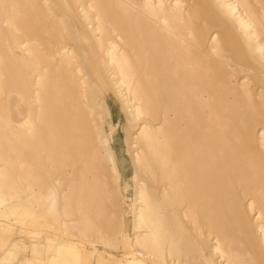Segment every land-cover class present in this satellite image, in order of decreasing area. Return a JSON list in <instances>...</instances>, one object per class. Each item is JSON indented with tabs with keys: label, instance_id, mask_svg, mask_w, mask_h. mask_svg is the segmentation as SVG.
<instances>
[{
	"label": "bare ground",
	"instance_id": "1",
	"mask_svg": "<svg viewBox=\"0 0 264 264\" xmlns=\"http://www.w3.org/2000/svg\"><path fill=\"white\" fill-rule=\"evenodd\" d=\"M183 1L199 17L212 20L218 26H222L221 21L215 19L212 9L206 7L202 0ZM217 1L218 4H225L223 0ZM15 2L16 0H0V77L2 78V71H6L9 76V88H5L4 92L0 88V134H3L2 138L6 142L15 143L10 156H16L14 158L18 160V166L24 172L20 173L21 178L18 179L22 182H17L13 173L15 165L13 162L7 163L9 170L7 173L2 172L3 167L0 168V211L7 212L19 206L37 208L42 201H45L47 211L52 214L56 212L59 197L63 196L64 217L72 218L75 209L73 206L77 208L78 214L76 220L64 223L66 229L75 223L81 228L80 231L90 230L94 227V222L87 215V210L90 201L99 199L101 195L96 188L97 167L100 162L101 167L104 169L107 167L110 174V179L107 175L104 178V196L109 204H114L113 207L120 208L124 215L126 214L125 219L122 220V234L112 238V241L115 240L117 243L122 239L130 242V234L127 235L125 232H129L133 225L132 213L138 211L139 223H147L142 213L149 209L148 198L163 195L165 200L155 201L158 215H155L152 222L157 228L176 225V231L168 233L170 241L168 243L171 244L169 247L177 260L184 257L189 259L187 262H196L199 259L193 253L196 250L197 255L204 261L202 264H216L213 259L216 254L225 259L226 264H252L253 260H246L243 254L234 252L230 246L224 250L222 245L225 246L227 238H221V235L216 238L213 236L215 238L213 241L216 242L215 246H212L210 255L200 250L199 245L194 241H191L192 249L188 245L179 247L178 243L183 238V233H187L186 228L182 222L172 221L164 213L167 209L166 202H170L171 199L178 200L184 207L183 217L196 224V215L200 213L204 221L210 220L211 227L216 229L219 223H222V217L217 216L222 210L220 202L224 203L227 197L232 195L235 180L240 184L254 181V190L260 192L264 198V141L260 143V140L254 139L253 145L246 146L244 143V146L238 149L239 137L233 136L237 125L228 120L211 124L208 119L209 110L213 106L211 101H220L224 110L233 112L243 131H248L249 124L256 118L264 126V95L262 105L254 103L252 98H242L238 94V88L233 87L235 81L230 76H220L215 70L221 65L233 68L234 64L239 63L233 58L224 57L221 53L217 55V50L214 48L203 50L196 46L199 53L193 52L194 45L191 42L193 32L187 27L179 26V16L172 5L166 6L162 1L155 4L147 0H107L126 17L125 20L118 18L116 23H120L127 37L132 38L137 32L134 31L142 27L144 33L154 34L160 39V43H166L174 50L168 56L160 55L156 50L160 44L150 41L148 45H151L152 50L156 52V57L151 60L153 51L146 48H140L138 51L136 48L133 49L134 54L130 57L133 62L138 63L137 67H134V71L130 73L128 70H120L119 74L121 79L123 76L128 80L130 78L128 87L123 84L126 83L124 80L116 81L113 78L114 72L111 74L109 71L108 77L106 69V80L114 89H117L119 84L125 87V94L119 98L126 97L127 92L130 93L133 102L139 103L140 112L148 110L152 112L154 108H150V105L159 106L163 97L168 99L164 107H157L159 110H155V114L151 115V118L160 122L161 126L156 128L150 125L151 130L145 132L147 136L132 134L127 109L113 96H108L106 85L98 82L91 71L92 64H87L88 60L92 63L93 57L91 60L85 47L76 55L71 48L57 42V35H50L46 43L31 39L21 43L14 38L15 19L18 13ZM206 2L211 4L210 0ZM260 2L263 5H259L258 10L241 8L240 4L227 6L234 27L237 29L242 51L248 55L250 61L254 62L259 60L258 57L264 59V39L256 46L253 44L254 35L257 32L259 34L264 32V0ZM84 6L86 7V4ZM112 10L107 11L112 13ZM104 11L107 13L106 10ZM164 12L165 15L172 17V24L163 15ZM258 12L260 17L257 16ZM64 13L65 16L58 21L61 32L72 29L79 42L84 45L85 42L80 34L88 35V33L80 23V19L68 8H65ZM114 16L116 17L115 14ZM50 27L51 30L55 29L54 24ZM224 33L225 30H222L220 35ZM167 34L175 39L179 38L180 44H185V52L190 54L189 62L185 64L180 62L177 47ZM34 36L37 34H33ZM88 37L90 39V35ZM44 45H47V51L43 49ZM18 47L24 50L26 48L30 55L35 56L40 68L27 70L25 62L20 56L17 57L18 54L16 55ZM105 52L110 56L109 50ZM171 55L174 62L170 66L172 61L170 63L168 61ZM76 56L83 61L76 60ZM121 57L123 58V55ZM113 60L115 61V58L110 59ZM152 62L155 67L152 66ZM73 63L77 66L72 67ZM178 64L183 67L180 68L181 70L176 69ZM26 75L30 76L28 81ZM214 116L218 118L217 114H213ZM89 126H92L93 133L89 130ZM215 126L230 129L232 136L227 138L222 131L213 132V128H217ZM35 145L47 151L52 163L56 156L59 158L57 169L47 174L49 183H44L45 181L39 178V174L21 153L22 149L31 151ZM140 146L156 147L155 154L151 151L144 153V159L156 169L157 176L153 180L155 186L148 181L139 183L130 176L133 172V156L138 152L133 150ZM242 191L245 192L246 188H242ZM20 194L26 196L25 200L14 204L11 198ZM72 197H78L80 200L73 203ZM139 203L141 205H137ZM199 234L203 236L201 230ZM100 239L105 238L101 235ZM76 244L83 248L84 244L81 242ZM150 245L151 241H145L146 247ZM130 249H132L131 244Z\"/></svg>",
	"mask_w": 264,
	"mask_h": 264
},
{
	"label": "rangeland",
	"instance_id": "2",
	"mask_svg": "<svg viewBox=\"0 0 264 264\" xmlns=\"http://www.w3.org/2000/svg\"><path fill=\"white\" fill-rule=\"evenodd\" d=\"M31 1L34 2L38 1V2L34 3ZM89 1L90 2L93 1L94 3L92 4V2L90 3ZM147 1L155 4H158L160 1H162L166 6L167 5L173 6V8L176 10L175 13H177V15L179 16V20H178L179 26L181 28L187 27L193 32V37L191 39V42L194 45L192 47L193 52L199 53V49H197L196 46H198L203 50L214 48L217 50V55L221 53L224 57L233 58L234 61H237L239 64H234L235 67L233 68H228L226 65H221L216 67L215 70L220 76L222 77L230 76L231 79L235 81L233 87L238 88V94L242 96V98H252L254 103H256L257 105H262L263 103L262 96L264 95V77H263L264 59H260V57H258L259 60L254 62L249 60L248 55L246 53L244 54V51H242V45L237 36V29L234 27L233 20L231 18L232 15L228 12V8H227L228 5L240 4L241 8H255L256 10H258L260 6L263 5V3L260 2L262 0H239V2H237V0H223L225 4H218L217 0H210L211 4H209L208 2H206V0H202L206 7L212 9L211 11H213L215 15V19L217 21L220 20L222 26H218L217 23L212 20H207L199 17L186 4H184L183 0H147ZM15 4L18 6V13L15 19L16 30H15L14 38H16L18 42L22 43L31 39L39 42L44 41L46 43L50 35H57L58 36L57 42H61L65 44L69 49L71 48V50L74 51V54L76 55H78L80 51L83 49V47H85V49H87L91 57V60L93 57L92 63L88 60L87 64L88 65L92 64L91 71L98 79V82L106 85L108 96L110 97L113 96L115 100L120 102L121 106L127 109V112L129 113V119L131 121L129 125L132 134L139 133L147 136L145 132L151 130V128L149 127L150 125L156 126V128L161 126L160 122L151 118V115L155 114V110H159L161 106L164 107L165 104L168 103L167 97L166 98L163 97L159 106L155 104L156 109L154 107L155 106L154 104L153 106L150 105L151 106L150 108L152 109L154 108L152 112H150L149 110L147 112L146 111L140 112V109L138 107L139 103L133 102L132 95L130 93L127 92L126 97L119 98V96L125 94L124 88L128 87L129 85L128 83L130 81V78L128 80L127 78H125V76H123V78L121 79L119 74H120V70H124V71L128 70V72L130 73L134 71L133 70L134 67H137L138 63L136 61L133 62V60L131 59L132 57H130L134 54L132 53L133 49L135 50L136 48L138 51L140 48L141 49L146 48L149 51H153L151 45H148V43L150 44V41L152 42L154 41L156 44L157 43L160 44V45L157 44L159 45L156 49L158 50L157 52L160 55L165 56L167 54L168 56L171 51H174L173 48H171V46H169L168 44L166 45V43H160V39L157 38V36H155L154 34L148 35L147 33H144V31H142V27L140 28L138 27V29L134 31V33L136 31L137 32L134 34L132 38L127 37L126 33L123 31V29H121L122 27L120 23L119 22L116 23L118 21L117 20L118 18H121V20H125L126 17L122 16V13L114 5H110L109 2H107V0H42V1L16 0ZM85 4L86 7L84 6ZM110 6H112L111 7L112 9L114 8L113 9L114 11L110 8ZM100 7H102V9ZM65 8L71 10V13L75 14V16H77L80 19L79 20L80 23L82 24L88 35H90L91 40L89 39L86 33L80 34L81 39L85 42L84 45L79 42L77 35L72 29H67L61 32V28L59 27L58 21L59 18L65 16L64 13ZM108 9L110 10V12L112 10V13L107 11ZM104 10H106L107 13L109 12L108 15L107 13H105ZM79 11L81 13H79ZM98 11L99 13H97ZM117 13H119L120 15ZM114 14L116 15V17L114 16ZM98 15L99 16L103 15L101 19L99 18L100 20L98 19L99 17ZM163 15L167 17L170 24L173 23L172 17L170 15L167 14L165 15V12ZM257 16L260 17L259 12ZM85 19L87 21H85ZM48 22H51L49 23L51 26L54 24L55 26L54 30H51V27L48 24ZM67 24H69V22H67ZM47 27H49L50 30ZM252 29L254 30V28ZM222 30H225L224 35H220ZM177 32L179 33V30H177ZM33 34L35 35L37 34V36L33 37ZM167 37L172 39L173 44L175 45V47H177L176 51L178 54H180L179 55L180 62H184V64L187 61L189 62L190 54L188 55L187 52H185V44L183 45L180 44L179 38L175 39L173 36L169 34H167ZM145 38L147 40H145ZM133 39L134 40L137 39V40L134 41ZM143 39L145 40V42H142L144 41ZM263 39H264V32H262L261 34L257 32V34L254 35L253 44L256 46L260 43L259 41H262ZM138 40H140V42ZM96 42L99 44H96ZM129 42L133 46H131ZM134 45H137V47ZM139 45H141L142 47ZM46 46L47 45H44L45 48H43L45 51H47ZM159 49L162 51H160ZM164 49L166 50L164 51ZM23 50L24 49H22L21 47H18L16 50V55L18 54L17 57L19 58L20 56L21 60L25 62V66L27 67L25 66L24 67L27 70L31 69L30 71L36 68H40V66L37 65L36 57L30 55L27 52L26 48L24 51ZM105 50H109L110 56L107 55ZM95 55L97 56L95 57ZM122 55L123 58L121 57ZM30 56L32 59L31 58L28 59V57ZM125 57L127 60L125 59ZM155 57H156V52L153 51L151 60H153ZM111 58H115V61L114 60L110 61ZM76 60H78L79 62L83 61L81 58L77 56H76ZM170 61L172 62L170 63ZM168 62L170 63L169 64L170 66L171 64H173L174 60L172 59V55L170 56ZM212 63L215 65L214 62ZM181 64H178L176 69L181 70L183 68L180 67ZM44 66L45 65H43V67ZM75 66L77 65L73 63L72 67ZM108 66H110L109 69ZM152 66H153V62H152ZM155 66L156 65H154L153 67ZM106 69H107V73H106L107 76L109 75V71L111 74L112 72H114L113 78L116 81H118L119 79L124 80L127 83V84L123 83L125 87L122 84L121 85L119 84L117 89H114L106 80V76H105ZM26 77H27L26 81H28V79H30L29 78L30 76L26 75ZM8 80H9V76L7 72L2 71V78L0 77V84H1L0 88L2 89L3 92L5 91V88L6 89L9 88ZM120 99L123 101H120ZM121 102L123 103L121 104ZM211 105L213 106H211L209 110L210 116L208 117L211 124H219L224 120L226 121L228 120L229 122L231 121L235 125H237V129L234 130L233 136L239 137L240 143H238V149L240 147H243L244 143L246 146L253 145L254 139L260 140V143L264 141V126L262 125L260 120L256 118V120L253 123L249 124L248 131L246 130L243 131L242 125L238 121H236V119L233 116V112L224 110L221 106L220 101H211ZM213 114H217L218 118H215V116L213 117ZM215 127L217 128H213V132L222 131V133L227 138H230L232 136V131L230 129L222 128L218 126ZM89 130L92 133L94 132L92 126L91 127L89 126ZM0 136H1L0 137V168L3 167L2 172L7 173L9 171L7 169L8 167L7 163L9 161L13 162L15 164L13 173L14 176L16 177L17 182H19L20 180L18 179L21 178L20 173H23L24 171H22L21 168L18 166V160L14 158L16 156L15 155L10 156V152H12L15 148L14 145L15 143L6 142L4 138H2L4 137L3 134L2 135L0 134ZM33 148L34 149H31V151H29L30 149H27V151L22 149L21 153L27 159L28 163L39 174L40 176L39 178L44 180L45 181L44 183H49L48 181L50 180L47 177L48 176L47 174L53 173L57 169L59 158L58 156H56L55 161L52 163L49 160V156L45 149L41 148L38 145H35ZM133 151L135 152L138 151V152L135 153V156H133V162H132L133 172L132 174H130L131 178L139 181V183L143 181H148L151 185L155 186L156 184H154L153 180L156 179L157 172L153 164L148 163L147 160L144 159V153H146V151L147 152L151 151L152 154H155L156 147L154 146L150 148L148 147L143 148L142 146H140L138 148H135V150ZM98 164H99V166L97 167L98 179L96 182L97 183L96 188L101 195L99 199L90 201L89 208L87 210V215L93 220L94 227L91 228L90 230L83 232L80 231L81 228L79 226L77 227L75 223L73 225H69L67 230L72 238L81 237L83 239V242L81 241V243L84 244L82 246L83 248L85 247V245L94 246L95 248H97L98 253L102 252L101 250L106 246L107 241H109V244L111 243L114 245L117 244L119 246L114 249L113 251L114 253H117L118 255H122L123 252L128 253L127 256L124 257L126 259L124 261L125 262L124 264H202L204 262L203 259L200 258L199 255H197L198 253H196V250L193 251L195 256L199 258L198 260H196V262L194 263L187 262L189 261V259H186L184 257H180L179 260H177L178 258L175 257V254L172 253L171 247H169V245L171 244L168 243L170 242L168 240V233H174L176 231L175 228L176 225L169 227L160 226V228H157V226L152 222L155 215H158V212H156L157 206L155 201H159L163 199L165 200V197H163V195L148 198V200L150 201L149 209L144 210L142 213L147 223L144 224L139 223L138 211L132 213L131 216L134 219L133 225L130 228L129 232H125L127 235L130 234V242H125L122 239L118 240L117 243H115V240L112 241V238L118 237L119 235L122 234L123 232L122 220L125 219L126 214L124 215V213L120 208L113 207L114 204H109L110 202L106 200L104 196L105 195L104 178L105 175H107L108 179H110L109 177L110 174L107 167H105L106 169H104V167L103 168L101 167L102 165L100 162ZM108 179L106 178V180ZM241 184L235 180L233 182L234 190L232 195L227 197L224 203L220 202L222 206V210H221L222 215L220 213V215L218 214L217 216H219V218L222 217V223H219V226L216 229L211 227L212 222H210V220L208 222H205L203 219L204 218L203 215L200 213L196 215V220H197L196 224L191 223L189 219L183 217L182 212L184 211V207L181 206V203L178 200L176 201L174 199H171L170 202H166L167 209L164 212L166 216H168V218L172 221L177 220V222H182L187 231V233L186 232L183 233V238H181L180 242L178 243L179 247L188 245L192 249L191 243L194 241L196 242L197 245H199L200 250L210 255L211 250L215 246V242H216L213 241V239H215L218 235H221L220 236L221 238H227L225 242L226 247L222 245L224 250L228 249V247L230 246L234 252L243 254L246 260H253L252 264L255 263L263 264L264 262L263 260L264 259V198L261 196L260 192L254 190V181L249 183L242 182ZM240 186L241 187L243 186L242 188L245 187L246 191L243 192ZM169 192L170 190H168V193ZM25 197L26 196H24L23 194H20L18 196L15 195L11 198V201L14 204H17L20 201H24ZM63 199H64L63 196L59 197L58 207L55 210L56 212L52 213L50 217L54 219H58L60 223L64 224L67 221L76 220L78 218V214L76 212L77 208L73 206L75 209L72 212L73 214L72 218L69 219L65 218L63 212L64 211ZM78 200H80L78 197L71 198V201L73 203H76ZM137 205H141V203ZM40 206L47 207V203H45V201H42V204ZM28 216H29V212L21 207L18 208L17 212L14 215L10 216L9 219L8 218H3V219L0 218V219L4 227L18 228L21 227V223H23L22 222L23 219ZM24 227L25 229L26 228L30 229L32 225H29L26 222ZM200 230L203 233V236L199 234ZM210 234L211 236H209ZM28 235H29L28 232H26L25 234L12 233V237L10 236V240L6 244L5 248L7 249L11 248L14 241H17L19 244H21V246L28 245V243H31V239L29 238ZM101 235L103 238H105L104 240L100 239ZM145 241H151V245L146 247ZM130 244L132 245V249H130ZM178 244L176 245L177 247ZM95 253L96 251L95 252L93 251V254ZM24 255L25 254L18 256V258L22 260L26 257ZM97 258H98L97 264H108L100 256H98ZM213 259L216 264H226L225 259L221 258L219 254H216ZM14 264H18V262H15ZM118 264H122V263H118Z\"/></svg>",
	"mask_w": 264,
	"mask_h": 264
},
{
	"label": "crops",
	"instance_id": "3",
	"mask_svg": "<svg viewBox=\"0 0 264 264\" xmlns=\"http://www.w3.org/2000/svg\"><path fill=\"white\" fill-rule=\"evenodd\" d=\"M18 208L21 207L12 208L7 212L0 211V218L9 219L17 212ZM22 208L29 212V216L23 219L21 227H4L0 219V264H14L15 262L18 264H84V262L97 264L98 256L108 264L125 263L124 257L128 253L123 252L122 255H118L113 252L119 245L109 244L107 241L101 253H98L94 246L85 245L84 248H81L77 246L76 242H83V239L81 237L72 238L65 224L60 223L58 219L51 218L46 207L22 206ZM26 222L32 225L30 229H25ZM26 232L29 234L31 243L21 246L17 241H14L11 248H5L12 233L25 234ZM72 242L74 243L72 244ZM93 251L96 253L93 254ZM23 254L26 256L24 259L18 258Z\"/></svg>",
	"mask_w": 264,
	"mask_h": 264
}]
</instances>
